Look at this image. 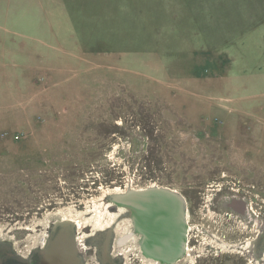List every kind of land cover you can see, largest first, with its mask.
I'll return each mask as SVG.
<instances>
[{
    "label": "rangeland",
    "instance_id": "rangeland-1",
    "mask_svg": "<svg viewBox=\"0 0 264 264\" xmlns=\"http://www.w3.org/2000/svg\"><path fill=\"white\" fill-rule=\"evenodd\" d=\"M159 187L201 237L263 204L264 0H0V245L118 239L114 197Z\"/></svg>",
    "mask_w": 264,
    "mask_h": 264
},
{
    "label": "flooded vegetation",
    "instance_id": "flooded-vegetation-1",
    "mask_svg": "<svg viewBox=\"0 0 264 264\" xmlns=\"http://www.w3.org/2000/svg\"><path fill=\"white\" fill-rule=\"evenodd\" d=\"M213 203L207 207L211 208L212 206L213 209ZM231 203L232 205H227L226 213L221 212L219 217L225 219L228 216L226 221L232 223L230 228H235L234 232L229 229L224 231L220 229L222 227H219L217 234H214L205 228L201 233L202 237L196 232V235L190 233L192 230V210L190 202L188 203V225L184 238L185 254L178 262L183 261L182 264H209L212 260L215 262L214 264H264V201H262V205L256 203L259 207L256 210L252 209L253 216L250 214V210L248 212V205L252 204V202L249 201L247 204L245 201L237 199ZM114 234L115 231L113 236L109 237V240L104 237L101 241L100 235H96L81 241L75 229L73 240L77 256L74 258L75 262L70 264H104L101 260L104 252L107 253L108 264H125L123 252L120 251L124 246L118 245V242L123 241L127 235H122L117 239ZM49 239L50 233L44 238L41 247L33 249L27 255L16 247L8 248L5 245H0V264H40L39 255L46 249ZM139 242L140 238L136 240L138 246ZM90 243H94V246L90 245ZM88 246L90 247L88 248ZM207 247L214 253V258L210 259L207 257L209 256ZM151 261L152 264H166L160 261Z\"/></svg>",
    "mask_w": 264,
    "mask_h": 264
},
{
    "label": "water",
    "instance_id": "water-1",
    "mask_svg": "<svg viewBox=\"0 0 264 264\" xmlns=\"http://www.w3.org/2000/svg\"><path fill=\"white\" fill-rule=\"evenodd\" d=\"M181 198V197H180ZM113 203L127 210V215L135 224L136 230L143 236L142 250L146 257L155 261L172 264L182 252L185 228L186 204L183 199L174 194V191L166 187L148 188L145 190L132 191L125 195L114 197ZM147 207L155 212V217L164 220L166 223L160 228H151L149 216L141 207ZM170 224L171 227H168ZM169 228V230L167 229ZM74 224L70 221H60L56 223L50 232V239L46 249L41 253L40 264H67L75 262L77 256L75 242L73 240ZM162 231L163 241L169 243V250L162 253L156 250L158 241L154 233ZM101 241L104 237L109 240L113 236V231L108 229L99 233ZM163 246V245H162ZM161 247V246H160ZM106 251V250H105ZM104 264H108L107 253L104 252L101 258Z\"/></svg>",
    "mask_w": 264,
    "mask_h": 264
},
{
    "label": "bare ground",
    "instance_id": "bare-ground-1",
    "mask_svg": "<svg viewBox=\"0 0 264 264\" xmlns=\"http://www.w3.org/2000/svg\"><path fill=\"white\" fill-rule=\"evenodd\" d=\"M117 192H120V189H118V190H116ZM171 191H174V194H176L178 197H179V199H181L183 196H181L178 192H176L175 190H171ZM123 196V195H122ZM119 197H120V195H119ZM181 197V198H180ZM110 212H111V209H108ZM141 210H144L145 211V213H149V214H146V215H148L149 216V221H151L150 222V226H151V228L152 229H154V231H156V229H158V228H160L159 226H162V224L164 223H166L164 220H161V219H159V218H157V217H155V212L153 211V210H149L147 207H144V206H142L141 207ZM115 212L116 213H122V212H127V210H125L124 208H121V207H119V206H115ZM185 215H186V218H187V207H186V209H185ZM128 219L130 220V230H128L126 233H125V235H127V237H125V239L123 240V241H120V242H118V245H120V246H125V245H127V243H128V241L129 240H131V241H136V240H139V238L142 236L141 234V236L139 235V232L136 230V228H135V224H134V221L130 218V217H128ZM68 221H70L71 223H73L74 225H75V229H76V226H77V224L73 221V220H68ZM168 227H171L170 226V224H168ZM168 230H169V228H167ZM107 230V229H106ZM105 230V231H106ZM111 231H113L114 232V230L112 229ZM154 235H155V237L157 238V241H158V244H157V247H156V250L158 249L159 251H161V249L163 248V251H162V253H165L167 250H169V243H168V245H166L165 243H164V241H163V238H164V234H163V232L160 230L159 232H155L154 233ZM140 236V237H139ZM142 238V240H143V236L141 237ZM127 242V243H126ZM83 244V243H82ZM142 241L141 242H139V246L137 247V249H135V254H137L139 257H141V255H143L141 258H142V260H144V262H147V260H148V264H152V261L151 260H153V259H150V258H148V257H146L145 255H144V253H143V250H142ZM163 245V246H162ZM161 246V247H160ZM132 254H134V253H132ZM124 255V254H123ZM147 259V260H146ZM178 259V258H177ZM176 259V260H177ZM176 260L172 263V264H174L175 262H176Z\"/></svg>",
    "mask_w": 264,
    "mask_h": 264
}]
</instances>
